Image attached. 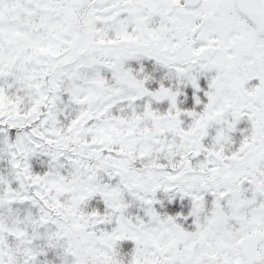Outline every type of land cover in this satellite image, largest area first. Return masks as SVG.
I'll use <instances>...</instances> for the list:
<instances>
[{
    "label": "snow or ice",
    "instance_id": "obj_1",
    "mask_svg": "<svg viewBox=\"0 0 264 264\" xmlns=\"http://www.w3.org/2000/svg\"><path fill=\"white\" fill-rule=\"evenodd\" d=\"M0 264H264V0H0Z\"/></svg>",
    "mask_w": 264,
    "mask_h": 264
}]
</instances>
